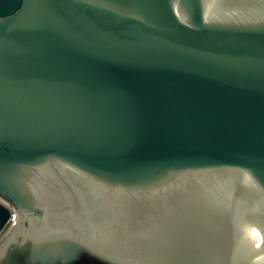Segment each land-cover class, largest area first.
<instances>
[{"label":"water","instance_id":"1","mask_svg":"<svg viewBox=\"0 0 264 264\" xmlns=\"http://www.w3.org/2000/svg\"><path fill=\"white\" fill-rule=\"evenodd\" d=\"M0 198V264H264V0H0Z\"/></svg>","mask_w":264,"mask_h":264},{"label":"bare ground","instance_id":"2","mask_svg":"<svg viewBox=\"0 0 264 264\" xmlns=\"http://www.w3.org/2000/svg\"><path fill=\"white\" fill-rule=\"evenodd\" d=\"M238 225V224H237ZM241 228L240 231L237 229V231H239L240 235H238V238L236 240V244H235V248L234 251L237 252V257L246 264H249V250H248V246L250 244H257L259 245L262 241V235L260 234V232L257 229H250L247 232L245 231H241L243 230V225L239 224L238 228ZM258 232H257V231ZM238 233V234H239ZM257 264V263H254Z\"/></svg>","mask_w":264,"mask_h":264},{"label":"built area","instance_id":"3","mask_svg":"<svg viewBox=\"0 0 264 264\" xmlns=\"http://www.w3.org/2000/svg\"><path fill=\"white\" fill-rule=\"evenodd\" d=\"M0 203L2 205H4L10 212L9 219H8L6 226H5V229H6V228H9L11 225L14 224L15 219H16V211L8 202L3 200L2 198H0Z\"/></svg>","mask_w":264,"mask_h":264},{"label":"flooded vegetation","instance_id":"4","mask_svg":"<svg viewBox=\"0 0 264 264\" xmlns=\"http://www.w3.org/2000/svg\"><path fill=\"white\" fill-rule=\"evenodd\" d=\"M6 229H7V228H6ZM6 229L3 230V231L0 233V236L2 235V233H3V235L5 234ZM254 230H255V229H254ZM3 235L1 236V239H2ZM1 239H0V240H1Z\"/></svg>","mask_w":264,"mask_h":264},{"label":"rangeland","instance_id":"5","mask_svg":"<svg viewBox=\"0 0 264 264\" xmlns=\"http://www.w3.org/2000/svg\"><path fill=\"white\" fill-rule=\"evenodd\" d=\"M256 231H257V230H256ZM257 232H258V231H257ZM2 235H3V233H2ZM2 235H1V236H2ZM1 236H0V239H1Z\"/></svg>","mask_w":264,"mask_h":264}]
</instances>
